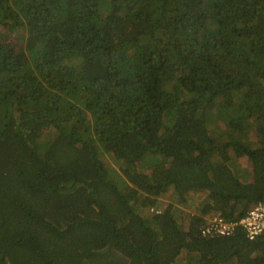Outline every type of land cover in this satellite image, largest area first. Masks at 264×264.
<instances>
[{
    "label": "trees",
    "instance_id": "16d2710c",
    "mask_svg": "<svg viewBox=\"0 0 264 264\" xmlns=\"http://www.w3.org/2000/svg\"><path fill=\"white\" fill-rule=\"evenodd\" d=\"M0 27V264H264L199 231L264 204V0H0ZM169 189L206 194L186 230Z\"/></svg>",
    "mask_w": 264,
    "mask_h": 264
},
{
    "label": "rangeland",
    "instance_id": "374dc122",
    "mask_svg": "<svg viewBox=\"0 0 264 264\" xmlns=\"http://www.w3.org/2000/svg\"><path fill=\"white\" fill-rule=\"evenodd\" d=\"M0 31L3 35L8 36V37H12L10 36L7 31H5L4 29H1L0 27ZM10 38V42L11 44L15 47L18 48L19 43L18 41H16L15 39ZM20 38V36H19ZM22 43V42H21ZM23 44V43H22ZM213 113V117L216 121H214V123L212 125L209 126L210 132L212 133H216V134H221V131L224 128L223 123L226 122V115L224 114H219L216 115L215 114V110H212ZM214 129V130H212ZM40 139L44 140L45 136L44 134L40 137ZM246 140L250 143V144H254L256 142V136L255 134L250 131L249 134L247 135ZM100 159L102 160V162L104 163L105 167L108 169L109 173L117 178L118 174L120 172L119 170V162L116 161L111 155L108 154H101ZM247 166L249 167V165H247L246 161H244V159H239L238 161H235L232 165V168L234 170V172L236 173V176L239 177L241 180H248L249 179V173L248 171L249 168H247ZM206 194L203 191L200 192H188L186 194H183L182 197L180 195H177L175 192H173L171 189L167 190L165 193H163L157 201L156 207L157 210H163L164 208H166L169 204H172L174 206V215H175V219L176 222L179 226H181V228L183 230L187 229L188 226V221L189 218L191 216H198V214L200 213V209L203 207V205L205 204V197ZM144 211V210H143ZM145 212V211H144ZM147 212L149 213H154V211H152V209H149V211L147 210ZM182 256H184V254H182ZM178 264L180 263V261H182L181 259H178ZM184 260V259H183ZM182 264H187L184 261H182Z\"/></svg>",
    "mask_w": 264,
    "mask_h": 264
},
{
    "label": "built area",
    "instance_id": "2783aa9c",
    "mask_svg": "<svg viewBox=\"0 0 264 264\" xmlns=\"http://www.w3.org/2000/svg\"><path fill=\"white\" fill-rule=\"evenodd\" d=\"M155 213H159V211L156 210ZM235 225H240L250 240L264 234V204H254L237 223L227 222L220 215L213 214L204 220L199 231L202 236L212 233L229 235Z\"/></svg>",
    "mask_w": 264,
    "mask_h": 264
}]
</instances>
